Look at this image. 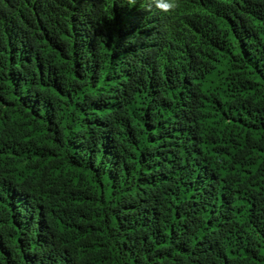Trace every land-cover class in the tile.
<instances>
[{"label": "trees", "instance_id": "1", "mask_svg": "<svg viewBox=\"0 0 264 264\" xmlns=\"http://www.w3.org/2000/svg\"><path fill=\"white\" fill-rule=\"evenodd\" d=\"M0 0V264H264V0Z\"/></svg>", "mask_w": 264, "mask_h": 264}, {"label": "clouds", "instance_id": "2", "mask_svg": "<svg viewBox=\"0 0 264 264\" xmlns=\"http://www.w3.org/2000/svg\"><path fill=\"white\" fill-rule=\"evenodd\" d=\"M137 0H128L129 5H135ZM146 9L151 10L153 7L165 12H175L180 7L178 0H146Z\"/></svg>", "mask_w": 264, "mask_h": 264}]
</instances>
